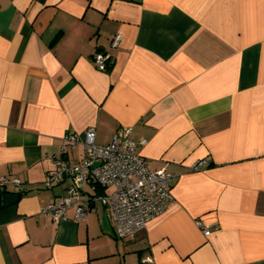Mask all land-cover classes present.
<instances>
[{
	"label": "crops",
	"instance_id": "1",
	"mask_svg": "<svg viewBox=\"0 0 264 264\" xmlns=\"http://www.w3.org/2000/svg\"><path fill=\"white\" fill-rule=\"evenodd\" d=\"M127 127L167 209L127 238L100 202L42 213L85 157L64 138ZM0 176V264H264V0H0Z\"/></svg>",
	"mask_w": 264,
	"mask_h": 264
},
{
	"label": "built area",
	"instance_id": "2",
	"mask_svg": "<svg viewBox=\"0 0 264 264\" xmlns=\"http://www.w3.org/2000/svg\"><path fill=\"white\" fill-rule=\"evenodd\" d=\"M121 38L120 34L114 35L111 46L116 47ZM107 56L103 52L94 54L93 63L98 70H106ZM79 143L85 149V157L74 164L55 159L56 167L44 182L46 187H50L66 177L71 178L65 194L41 209L54 223L65 220L70 208L74 209L76 221L86 218L91 206L100 202L111 210L118 236L127 238L174 201L171 193L174 175L163 167L151 168V160L137 153L138 145L145 144V141L135 143L130 127L123 128L105 145L97 144L94 128H88L82 138L69 134L64 138L62 151L67 145L75 148ZM95 163L99 165L93 166ZM202 165L203 161L194 162L190 169L198 170ZM8 183L22 188L19 179L0 176V191ZM85 185L93 193L86 195L83 191ZM98 189L104 192L97 193ZM202 230L204 234L209 233L208 227Z\"/></svg>",
	"mask_w": 264,
	"mask_h": 264
},
{
	"label": "trees",
	"instance_id": "3",
	"mask_svg": "<svg viewBox=\"0 0 264 264\" xmlns=\"http://www.w3.org/2000/svg\"><path fill=\"white\" fill-rule=\"evenodd\" d=\"M97 52H103V51H97ZM103 53H105V52H103ZM106 54V53H105ZM108 55V54H107ZM94 56V55H93ZM111 65V56L110 55H108L107 57H106V70L108 69V67ZM106 70H104V71H106ZM0 195H1V193H0ZM0 208H2V205H1V198H0Z\"/></svg>",
	"mask_w": 264,
	"mask_h": 264
},
{
	"label": "water",
	"instance_id": "4",
	"mask_svg": "<svg viewBox=\"0 0 264 264\" xmlns=\"http://www.w3.org/2000/svg\"><path fill=\"white\" fill-rule=\"evenodd\" d=\"M97 165H99V163H95L93 166H97Z\"/></svg>",
	"mask_w": 264,
	"mask_h": 264
}]
</instances>
